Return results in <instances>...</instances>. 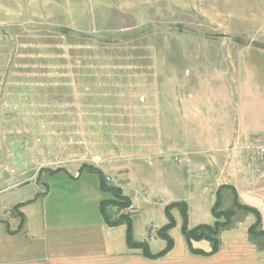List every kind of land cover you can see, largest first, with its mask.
<instances>
[{"label":"rangeland","instance_id":"1","mask_svg":"<svg viewBox=\"0 0 264 264\" xmlns=\"http://www.w3.org/2000/svg\"><path fill=\"white\" fill-rule=\"evenodd\" d=\"M245 72L263 91L264 0H0V188L24 162L55 169L147 153L184 106L226 110L234 133ZM251 103L257 115L246 118L264 125L262 102Z\"/></svg>","mask_w":264,"mask_h":264},{"label":"crops","instance_id":"2","mask_svg":"<svg viewBox=\"0 0 264 264\" xmlns=\"http://www.w3.org/2000/svg\"><path fill=\"white\" fill-rule=\"evenodd\" d=\"M261 50L250 51V57L256 54L258 59ZM253 79V73L245 72L241 87L246 104L236 111L241 114L240 132H231L234 123L224 109L217 111L222 114L204 116L184 106L175 110L170 137L147 144L148 148H142L147 153L91 164L111 177L112 185L131 201L127 208L106 206L110 220L129 215L132 240L147 242L151 254L166 246L157 231L168 222L164 212L168 204L186 202L189 228L212 225L211 207L222 185L232 186L241 204L259 212V228L264 230V155L254 148L264 145V125L246 118L247 112L256 114L251 103L255 97L264 111V84L258 92L260 85L254 88ZM190 119L194 125L188 123ZM190 127L196 133L191 138ZM181 151L189 153V162L173 157ZM148 157H152L150 163H144ZM28 166L24 162L0 188V264H264V237H252L248 231L256 221L251 212L235 210L231 224L218 234V249L201 254L190 250L181 230L180 209L174 206L170 209L174 225L168 230L172 248L150 258L141 248L128 245L125 222L109 225L104 220L101 202L114 196L101 189L97 173L82 166L58 167L54 172L50 170L57 168ZM2 192L10 195L2 199ZM220 206L231 208L229 188L220 190ZM192 246L209 252L213 244L201 239Z\"/></svg>","mask_w":264,"mask_h":264},{"label":"trees","instance_id":"3","mask_svg":"<svg viewBox=\"0 0 264 264\" xmlns=\"http://www.w3.org/2000/svg\"><path fill=\"white\" fill-rule=\"evenodd\" d=\"M82 168H86L88 170H91L97 173L98 176L100 177L101 189L112 193V195L114 196L112 200L107 201V202H101V205H100V209H101L102 215L106 223L109 225H116L120 222H125L127 225V236L126 237H127L128 245L134 248H141L144 255L150 258H156V257L162 256L172 248L173 240L168 234V230L174 225V218L170 212V209L174 206L180 209L181 216H182L181 230H182L184 237L186 238V241L188 243L190 250L194 253L211 254V253H214L218 249V245H219L218 234L221 229L226 228L231 224L232 216L235 210H241L243 212L253 213L256 217V221L254 224H252L249 227V230H248L249 234L252 237H264V230L259 228V225H260L259 212L253 207H249L247 205L241 204L238 201L236 190L232 186L222 185L219 187L217 191V198L212 207V214L215 218V221L212 225L199 224L193 228H189L188 223H187L186 205L183 202H174V203L168 204L165 207V215L167 217L168 222L164 224L162 227H160L157 231V235L166 241V246L160 252L156 254H151L149 252L147 242L145 241L135 242L132 240V225H131V219L129 215L121 214L117 220L112 221L110 220L109 215L106 211V206L108 205L116 206L119 209L127 208L131 203L130 199L127 196L123 195V192L119 187L107 183L105 180V175L98 168H95L92 165H86V164L82 165ZM56 170H60V168H57L55 170H50V172H54ZM223 188H229L232 194V206L231 208H228V209H222L220 206V190ZM201 239H206L212 242L213 246L209 252H205L200 249L193 248L192 242L201 240Z\"/></svg>","mask_w":264,"mask_h":264},{"label":"built area","instance_id":"4","mask_svg":"<svg viewBox=\"0 0 264 264\" xmlns=\"http://www.w3.org/2000/svg\"><path fill=\"white\" fill-rule=\"evenodd\" d=\"M256 151L259 153V154H262L264 155V145H259V146H256ZM105 180L107 183L109 184H112L113 180L111 179V177L109 176H105Z\"/></svg>","mask_w":264,"mask_h":264}]
</instances>
